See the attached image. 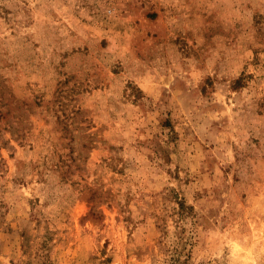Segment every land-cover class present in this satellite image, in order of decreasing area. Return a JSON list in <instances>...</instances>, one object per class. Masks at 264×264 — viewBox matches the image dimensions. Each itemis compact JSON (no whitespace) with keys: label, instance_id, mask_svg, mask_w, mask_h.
Instances as JSON below:
<instances>
[{"label":"rangeland","instance_id":"374dc122","mask_svg":"<svg viewBox=\"0 0 264 264\" xmlns=\"http://www.w3.org/2000/svg\"><path fill=\"white\" fill-rule=\"evenodd\" d=\"M0 264H264V0H0Z\"/></svg>","mask_w":264,"mask_h":264}]
</instances>
